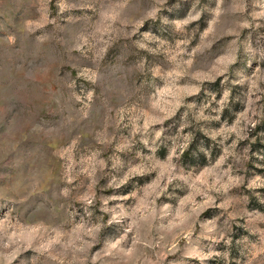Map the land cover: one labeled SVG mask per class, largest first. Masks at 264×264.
<instances>
[{"label":"rangeland","instance_id":"rangeland-1","mask_svg":"<svg viewBox=\"0 0 264 264\" xmlns=\"http://www.w3.org/2000/svg\"><path fill=\"white\" fill-rule=\"evenodd\" d=\"M0 264H264V0H0Z\"/></svg>","mask_w":264,"mask_h":264}]
</instances>
